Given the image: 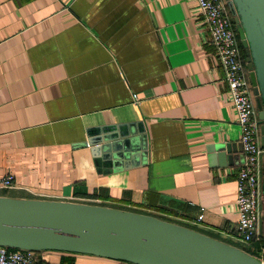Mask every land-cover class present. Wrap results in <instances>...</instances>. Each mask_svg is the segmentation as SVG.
Wrapping results in <instances>:
<instances>
[{
	"label": "crops",
	"instance_id": "1",
	"mask_svg": "<svg viewBox=\"0 0 264 264\" xmlns=\"http://www.w3.org/2000/svg\"><path fill=\"white\" fill-rule=\"evenodd\" d=\"M246 83L252 92L249 73ZM226 91L193 0H0V178L14 179L0 197L149 215L244 251L234 236L243 156ZM132 122L145 161L99 174L88 130ZM217 145L234 152L210 153Z\"/></svg>",
	"mask_w": 264,
	"mask_h": 264
},
{
	"label": "water",
	"instance_id": "2",
	"mask_svg": "<svg viewBox=\"0 0 264 264\" xmlns=\"http://www.w3.org/2000/svg\"><path fill=\"white\" fill-rule=\"evenodd\" d=\"M225 1L244 51L264 148V0ZM142 133L140 122L91 128L84 147L99 174L128 170L145 161ZM224 151L229 154L234 147L209 148L210 153ZM262 164L264 167V157ZM261 192L264 219V176ZM0 247L128 264H261L238 248L153 216L96 205L7 197H0Z\"/></svg>",
	"mask_w": 264,
	"mask_h": 264
},
{
	"label": "built area",
	"instance_id": "3",
	"mask_svg": "<svg viewBox=\"0 0 264 264\" xmlns=\"http://www.w3.org/2000/svg\"><path fill=\"white\" fill-rule=\"evenodd\" d=\"M202 16L203 23L214 48L215 56L223 72L227 87L226 99L235 112L239 128L238 143L241 147L242 162L234 174L236 187L234 205L237 222L234 236L253 258L264 264L262 247L253 243L262 236L260 227L263 220V196L261 182L264 176L262 159L264 148L260 143L261 124L257 118L253 95L246 83L247 63L242 56L233 17L225 0H193ZM14 188L12 176L0 178V191ZM196 218L203 219L202 209ZM242 248V249H243ZM40 253L0 247V264H46Z\"/></svg>",
	"mask_w": 264,
	"mask_h": 264
},
{
	"label": "trees",
	"instance_id": "4",
	"mask_svg": "<svg viewBox=\"0 0 264 264\" xmlns=\"http://www.w3.org/2000/svg\"><path fill=\"white\" fill-rule=\"evenodd\" d=\"M241 47V46H240ZM242 56L245 58V55H244V51L242 49ZM253 245L256 247V248H259V247H262L264 249V234L259 238V240L255 241L253 243ZM243 251V250H242ZM244 252H246L247 254H249L250 256H254V254H250V252H248L246 249L244 250ZM38 253H41V252H38ZM263 259H264V256H263Z\"/></svg>",
	"mask_w": 264,
	"mask_h": 264
},
{
	"label": "rangeland",
	"instance_id": "5",
	"mask_svg": "<svg viewBox=\"0 0 264 264\" xmlns=\"http://www.w3.org/2000/svg\"><path fill=\"white\" fill-rule=\"evenodd\" d=\"M262 227H263V234H264V219L262 220ZM242 248H243V246H242ZM262 256H264V253L262 254Z\"/></svg>",
	"mask_w": 264,
	"mask_h": 264
}]
</instances>
